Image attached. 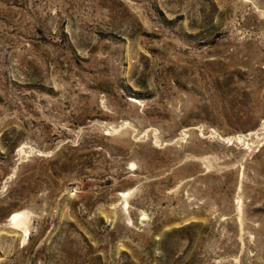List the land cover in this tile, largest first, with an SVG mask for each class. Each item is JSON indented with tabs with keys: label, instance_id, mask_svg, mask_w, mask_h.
<instances>
[{
	"label": "rangeland",
	"instance_id": "1",
	"mask_svg": "<svg viewBox=\"0 0 264 264\" xmlns=\"http://www.w3.org/2000/svg\"><path fill=\"white\" fill-rule=\"evenodd\" d=\"M0 264H264V0H0Z\"/></svg>",
	"mask_w": 264,
	"mask_h": 264
},
{
	"label": "bare ground",
	"instance_id": "2",
	"mask_svg": "<svg viewBox=\"0 0 264 264\" xmlns=\"http://www.w3.org/2000/svg\"><path fill=\"white\" fill-rule=\"evenodd\" d=\"M23 216H25L24 214L22 215V214H14V216L11 218V221H13V222H23V221H25V218L23 217ZM25 223V222H24ZM23 223V224H24ZM22 224V225H23ZM26 224V223H25ZM27 225V224H26ZM25 226V225H24ZM29 228V227H28ZM25 230V229H24ZM29 230H26L25 232H28ZM28 234V233H27Z\"/></svg>",
	"mask_w": 264,
	"mask_h": 264
}]
</instances>
